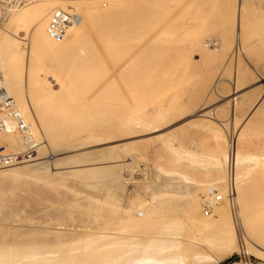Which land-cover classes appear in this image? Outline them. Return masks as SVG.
Instances as JSON below:
<instances>
[{
	"label": "bare ground",
	"instance_id": "1",
	"mask_svg": "<svg viewBox=\"0 0 264 264\" xmlns=\"http://www.w3.org/2000/svg\"><path fill=\"white\" fill-rule=\"evenodd\" d=\"M7 1L9 3L6 10L8 17H3L4 12L0 10V77L3 79L0 84L5 87L7 96L14 100L16 109L25 117L32 131L34 142L38 145V154L19 164L0 168V207H9L13 188L17 190V187L24 188V185H27L25 187L29 191L25 190L29 194L31 193L30 196L37 199L41 195L43 196L38 201L44 199L47 201L46 203L49 202L50 208L55 205H57L56 208L58 205H64L69 208V214H74L67 215L68 211L66 210L68 209L61 206L66 209H63L66 211V213L64 212L65 218L64 214L61 215V218L56 212V216L47 217L48 220L44 219L41 223L38 221V226H34V229L29 228L23 233L18 231L21 227L17 229L6 223L4 226H0V264H220L235 251L234 247L243 250L251 247V252L264 261V97L261 96L264 94V83L254 87H257V91L253 88V93H258V95L256 94L257 99L249 89L248 92L246 90L247 93H243L248 84L264 80V72L255 75L254 70L252 74L243 69L242 59L233 73L232 71L231 74L225 73V76L230 75V78L226 82H219L223 95L227 93L224 91H230V94L228 93L225 97H232L243 91V94L227 102L232 107V113L234 110L238 118H240V114L243 116L241 111L248 112V116H245L246 122L244 125L241 124L234 142L233 138L230 139V135L225 133L226 131L220 123L213 122L214 126H212L206 119L197 118L189 121L187 125L181 126L182 128L178 130H183L182 134L185 132L186 134H184L189 135L188 137H196V139L200 137L201 141L195 140L201 142L200 146L203 148L208 142L210 145L206 146L205 150L200 148L205 152H193L194 150L190 151V148V150L185 149L187 151H184L182 148L174 146L173 143L178 140L171 141L174 134L171 136L172 139L167 134L165 136L158 134L154 136L155 138H146L145 141L141 139L140 143H132L131 140L130 143H116L119 146L113 145L110 149L105 147L104 149H109L108 152L101 148L98 153L96 152V157L93 155L96 153L91 151V153L85 151L71 156L67 155L69 157L64 159L56 157L60 152L67 150L72 152L88 147V145L103 144L120 138L131 139L140 134L157 132L161 127L169 126L171 122L176 119L180 120L185 115L198 116L199 113H204L201 116L205 117L209 113L214 114L207 109L211 99L213 100L215 97L210 95L206 97L208 93H205L211 88L207 76L214 72L211 70V73L207 74L203 70L208 64L213 63V61L210 63L211 59H215L216 64L221 57V60L224 61L223 57L229 53V47L233 45L230 43L233 37L239 39V53L246 51L247 55L248 52L250 55L252 54L251 57L248 56L249 58L254 56L257 58H255L256 61L260 60L261 62L262 60L264 69V0H209L206 9L194 10L187 9L194 6L195 0ZM58 13H60V18H57ZM76 13L80 15V21L66 24L64 37L60 41L56 40L52 36L53 26L57 22H61L62 19L72 20V16ZM213 30H217V32ZM211 32H214V35L220 33V37L213 38ZM225 50L226 53H223ZM196 54L199 56L198 60L194 59ZM217 56H219L218 59ZM255 59L253 58L254 64L256 63ZM207 60H209L207 64H204ZM260 62L259 66H261ZM229 63L228 65L231 66L232 62ZM216 64H214L215 67ZM200 67L205 68L199 70ZM208 69L206 70L208 71ZM227 71L229 72L230 69ZM223 109H219L217 116L226 119L225 127L229 128L227 123H229L231 113L227 112L225 108ZM236 121L237 129L241 122L237 119ZM7 128L11 131L7 132L6 130L0 133V146H6L7 150L12 151L13 154L23 152L26 146L15 124L9 123ZM178 130H176L177 133ZM184 134L183 136H185ZM251 134L253 135L251 136ZM247 135L251 138H254L255 135L258 138H254V141L252 138L251 141L250 137L246 139ZM177 138L175 136V139ZM255 139L259 141L257 142ZM150 142H157L156 144H161L160 147L163 145L164 149L166 148L165 152L167 153H164V158L166 157L165 162L168 166L166 163L167 168L159 165L160 171L165 174L167 172L176 173L182 181L189 182L186 185L183 184L185 188L188 186L186 191L182 186L186 195V198L184 197L186 199V208L184 207V209L186 210L177 208L181 210L177 213L185 214L187 212L182 211L189 210L192 216L185 218L188 216L186 215L184 218L189 222L193 219L201 221V224L198 223L200 226L204 223L202 221V217H204L205 224L211 228V232L207 233V236L205 234L204 238L192 237L191 233L194 231H188L190 233L188 238L181 235L182 232L180 233L179 229L180 227L184 229V220L181 222L180 219L173 218L172 214L170 216V213L165 214L166 220L163 219V216L160 217L161 215L157 216L159 222L161 219V225L162 221L166 223L168 218H171H169L170 221L168 220L169 223L165 226L163 223L164 227L161 226L164 230L172 229L171 232L166 231L162 234L160 232L156 233L157 235L152 233V235L150 229L148 230L151 227L149 225L152 224H148L152 218L150 214H157L158 207L162 205L152 203V205L156 204V207L152 209L143 207L142 203L145 202L146 197L143 198L144 201L142 199L143 202H139L141 197L138 201V196L136 198L134 195V199L127 207H121L122 202L117 198L121 195L117 196L118 192L116 193L114 190L116 187V189L121 187L120 184L129 181L134 180L137 184L138 182L142 183L136 179L138 175H136L135 169L137 167L135 168L133 165L135 157H139L136 156L139 154L138 150L143 153L141 149H136V145L146 146ZM217 147H219V151H217ZM148 149L150 150V148ZM200 149L198 148V150ZM145 152L147 153V151ZM159 156L161 157V154ZM42 159L47 160L38 161ZM131 159L133 162H127ZM102 162L117 164L116 167L114 164L113 167L106 165L88 168L76 167L72 170L68 168L69 171L55 174L50 173L49 170L51 164L55 165L53 166L55 169H65V166L72 167L74 165L75 168V166ZM20 164L24 165L18 166ZM155 166L157 167V165ZM118 167L124 174V177L122 176L120 179L124 182L121 181L122 183L119 184L120 180L117 178L119 187L110 183L115 187H113V191L108 190L110 188L101 189L103 192L98 194L102 195V198L99 197L97 201L94 195L98 194H94L95 191L92 193V201L89 200L92 196L90 192L87 193L89 190L85 191L86 194L81 191V198L79 197L80 193L76 191L77 197L72 196L74 198L72 201L63 196L68 193L70 195V192L75 189L74 185L72 189L67 187L69 176L83 178V180L87 178L88 180L107 175L113 179L115 178L113 175L121 176ZM173 176L176 177V175ZM24 179L26 181L23 182ZM112 179L110 181H113ZM70 183L73 182L70 181ZM181 185L177 184L175 188L179 186L180 189ZM62 186L68 188L65 190L67 194L63 191H58L56 194L54 191L59 190L60 187L62 189ZM88 186L93 188L94 185L88 184ZM91 187L90 189H92ZM95 188L97 185L93 189ZM53 193L55 196H52ZM157 193L152 194V200H160ZM176 193L178 194V192ZM180 193L183 194V192ZM32 194H36V196ZM72 194L74 195L73 192ZM83 194L88 196V200H86L87 197L84 195L86 202L91 201L89 202L91 204L94 199L93 204L96 206L93 204L90 206L88 203L85 205V200L82 199L84 198ZM56 195H60L62 198L60 199ZM139 195L141 196V194ZM171 197L169 196L172 200L174 197ZM76 198H80L81 203L79 199L77 202ZM75 199L76 202H74ZM120 199L122 200L121 197ZM169 202L172 204L173 201ZM179 202L178 204H180ZM174 203L176 201L173 202V205H176ZM205 203L211 205L210 211L205 209ZM74 207L78 208L74 209ZM174 208L176 207L174 206ZM13 209L15 208L13 207ZM202 210L204 211L202 212ZM77 211L79 214L76 213ZM81 211L82 214H80ZM205 211L211 215L206 213L208 216L205 217ZM119 212L121 214L116 219L113 214H117L118 217ZM44 213L42 211V214ZM10 214L5 218L8 219ZM52 214L54 213L52 212ZM76 214L81 216L88 214L93 218L96 214L100 217L99 219L95 216L97 221L102 219V222H97L94 219L93 223V218H89L88 221L84 218V223H80L76 219L77 216L74 217L75 219L73 218ZM199 216L202 217L199 218ZM80 217L77 218L80 219ZM12 218L9 220L14 219ZM72 219H74L73 222ZM140 219H143L142 222L144 219L148 220V222L146 220L144 222H147V226H149L145 230L146 232L150 231L149 235H141L143 231H140V234L138 230L136 233L132 232L129 229L131 224L128 227L125 225L128 222H132V225L135 222L136 225V221L139 222ZM5 220L3 221L5 222ZM75 220L76 222H74ZM156 220L153 216L151 222ZM195 220L191 222L199 226ZM142 222L140 220L139 223ZM237 223L243 227L246 235L243 246L238 245L235 238L238 236L236 235ZM155 224L156 222L152 226L154 227ZM194 224L191 226L194 227ZM161 227L159 228L162 229ZM24 228L26 227L24 226ZM135 228L138 229V227ZM156 230L155 232H157ZM11 234H13V239H8ZM200 244H204L202 245L204 247L206 245L208 249L203 247V251V248L199 247ZM190 252L193 254L191 255Z\"/></svg>",
	"mask_w": 264,
	"mask_h": 264
},
{
	"label": "rangeland",
	"instance_id": "2",
	"mask_svg": "<svg viewBox=\"0 0 264 264\" xmlns=\"http://www.w3.org/2000/svg\"><path fill=\"white\" fill-rule=\"evenodd\" d=\"M218 1V0H217ZM208 2H209V0H195V2H194V6L192 7V8H188L187 10H194V9H206L207 8V4H208ZM182 7V6H181ZM180 7V8H181ZM182 10V9H181ZM235 21H236V19H234ZM214 31V30H213ZM216 32H217V30H215ZM214 31V32H215ZM219 31V30H218ZM213 32V33H214ZM212 33V32H211ZM212 33V34H213ZM211 34V35H212ZM218 34V35H217ZM215 33V35H216V37H215V35L213 36L212 35V37L213 38H218L217 36H219L220 35V33ZM220 37V36H219ZM235 40H234V39ZM231 40H232V42H230V43H233V45L232 46H230L229 47V50L231 51H229L228 49V56H227V58H226V56L225 57H223V60L224 61H222L221 59H222V57L221 58H219V56H217V59H218V64H216L217 63V61H215V59L213 60V59H211V62L210 63H212V61H213V66H212V64L211 65H207L208 67H211V68H209L208 69V67L206 66V69H208V71L206 70V69H204L203 67H200V69L199 70H201V69H204L203 71H206L207 72V74H209V73H211V72H214V73H212V74H214V75H212V74H209L210 76H207V74L205 75V77L207 76V78L209 79V81H210V83H209V85L211 84V88H210V90H208V92H206L205 91V93H208V95H206L205 93V95H206V97L207 96H213V97H215V98H213V100L211 99V103H212V101H213V104H209V108L207 109L208 111L209 110H211L214 114H212V113H209L207 116H201L202 114H204V113H199L198 114V116H191V115H185V117H181L180 118V120L179 119H176V120H174L173 122H171L170 124H169V126H163V127H161L160 128V130H158L157 132H151V133H148V134H140V135H138V136H135V137H133V138H124V139H117V140H113V141H108V142H104L103 144H96V145H88V147H84V148H80V149H78V150H74V151H64V152H60V154H58L56 157L57 158H60V159H64V158H68L69 156H67V155H73V154H78L79 152L80 153H82V152H85V151H88V152H93V153H98V151H100L99 149H101V148H109L110 149V147L112 146L113 147V145H118L119 146V144L120 143H122L123 144V142L124 143H130L131 142V140H132V143L133 142H141V139H143L144 141H145V139L146 138H148V139H150L151 137L152 138H155L154 136H157L158 134H162V135H169V137H170V139H172L171 141H177V142H174L173 144H175L174 146L175 147H177V148H182L184 151H187V150H190V151H193V152H205V151H203V150H201L203 147H201L200 145H201V142H198V141H196L197 139H198V137H197V139H196V137H188L189 135H185L186 133L185 132H183V134L185 135V136H183V134H182V131L183 130H178V129H180V128H182L184 125H187L188 124V122L189 121H193V119L194 120H196L197 118L198 119H206L207 121H209V124H211L212 126H214L213 125V122H217V123H220L221 124V127H223L224 129H225V133H227V134H229L230 135V139H232L233 138V142H234V139L236 138V136H237V133H238V131H239V128L242 126V125H244L245 124V116L247 115L248 116V112L247 111H245V110H243V111H241V113L243 112V116H241V114H240V118H238V115L236 114V112H234V110H233V113H232V107L231 106H229L230 104H227V102L229 101V100H232L234 97H237V96H240L241 94H243V93H247L248 92V89L250 90V91H252L251 93H253V90L255 89L256 90V88H254L255 86H259V85H261L262 83H264V80H262L261 82H253V83H251L250 85L248 84V86L246 87V89L245 90H243L242 92H240V94H234L232 97H225V95H227L228 93L230 94V91H224L226 94L225 95H223L224 93H223V90H222V88H220V87H222L221 86V84L220 83H222V82H226L230 77V75L228 76V75H226L225 76V73H229V74H231L230 72L232 71V73L236 70V68H237V64L240 62V59H242L241 60V63L242 64H244V65H242V68L243 69H245V70H247V71H250L251 73L253 72V70H254V74L255 75H257V74H261L262 72H264L263 70V66H262V60H261V62H260V60L258 61H256V57H254L253 56V58L255 59V64H254V60H253V58H249V57H251L252 56V54L250 55V53L248 52V55L246 54V51L243 53V52H241V53H239L240 52V48H239V45H238V40H237V38L236 37H233ZM221 39V38H220ZM218 43H220V42H218ZM232 48V49H231ZM223 53H226V50L223 52ZM239 54H241L240 56H241V58H240V56H239ZM222 55V54H221ZM250 55V56H249ZM249 56V57H248ZM247 57V58H246ZM226 58V59H225ZM194 59L195 60H198L199 59V56H198V54H196L195 55V57H194ZM246 59V60H245ZM252 59V60H251ZM221 60V61H220ZM232 60V61H231ZM209 60H207L204 64H207V62H208ZM220 62H222V64H220ZM224 62V63H223ZM229 62H232L231 63V66H229L228 64H230ZM253 62V63H252ZM261 63V66H259L260 64H258V63ZM251 63V64H250ZM264 63V62H263ZM214 64H216L217 66L215 67V65ZM247 64H248V66L250 65V67H248L247 66ZM252 64H254V65H252ZM233 65V66H232ZM204 66V65H203ZM228 66V67H227ZM246 66V67H245ZM256 66V67H255ZM218 68V69H214V68ZM221 67V69L219 70V68ZM224 67V68H223ZM227 67V68H226ZM229 67H232V68H229ZM261 67V68H260ZM214 70H213V69ZM226 68V69H225ZM252 68V69H251ZM230 69V71L228 72L227 70H229ZM212 70V71H211ZM217 70H219V73H218V75H216L217 74ZM225 70V71H224ZM257 70V71H256ZM203 71H201V72H203ZM211 71V72H210ZM200 73V72H199ZM250 73V74H251ZM252 73V74H253ZM223 74H224V76H223ZM216 75V76H215ZM223 76V77H222ZM212 79H210V78ZM213 77H214V79H213ZM216 78V79H215ZM223 79V80H222ZM220 82V83H219ZM213 83V84H212ZM260 83V84H259ZM55 84V83H54ZM255 84V85H254ZM220 85V86H219ZM231 85L234 87V85H233V83L231 82ZM206 86H208V85H206ZM253 86V87H252ZM213 87V88H212ZM232 87V88H233ZM208 88V89H209ZM252 88V89H251ZM254 88V89H253ZM206 90H207V88H206ZM246 90H247V92H246ZM211 91V92H210ZM257 91V90H256ZM256 91H254V92H256ZM216 92V93H215ZM222 92V93H221ZM215 94H217L216 96H218L219 97V100H218V97H216L215 96ZM223 96H222V95ZM254 94V93H253ZM252 94V95H253ZM256 94L258 95V93H255L254 95L256 96ZM254 95H253V98H255L254 97ZM264 94H262L261 96L262 97H264L263 96ZM206 97H204L203 96V98H206ZM256 99H257V96H256ZM216 100V101H215ZM218 100V101H217ZM186 103L188 102V101H185ZM185 103V104H186ZM189 103V102H188ZM190 104V103H189ZM222 104V105H221ZM226 104V105H225ZM224 105H225V107H224ZM228 106H229V108H228ZM227 107V108H226ZM222 109V110H224L223 108H225L226 109V111L227 112H229V113H231L230 115H229V123H227V124H229V128H226L225 126H226V123L225 122H227L226 121V119H222V118H220L219 116H217V112L219 111V109ZM217 109V110H216ZM230 109V110H229ZM226 112V113H227ZM247 112V113H246ZM246 113V114H245ZM211 114V115H210ZM245 114V115H244ZM189 117V118H188ZM217 117V118H216ZM243 117V118H242ZM214 118H216V119H214ZM219 118V119H218ZM247 118V117H246ZM218 119V120H217ZM221 119V120H220ZM236 119L237 120H240V126H238L237 127V129H236V127H235V121H236ZM213 120V121H212ZM216 120V121H215ZM222 120H225V121H222ZM242 120V121H241ZM231 122V123H230ZM237 122V121H236ZM243 122V123H242ZM231 124V125H230ZM242 124V125H241ZM168 125V124H167ZM223 125V126H222ZM182 126V127H181ZM165 127V128H164ZM176 128V129H175ZM171 130V131H170ZM172 130H173V132H175V133H173L172 132ZM176 130H178V133H177V131ZM186 130V129H185ZM184 130V131H185ZM188 130V129H187ZM160 131V132H159ZM189 131V130H188ZM236 131V132H235ZM172 133V134H171ZM176 137H178L177 139H175V136ZM173 135V136H172ZM253 134H251V136H252ZM141 136H143V137H141ZM171 136H172V138H171ZM185 137V138H184ZM250 136L249 135H247L246 136V139L247 138H249ZM182 138V139H181ZM189 138H191V139H189ZM193 138V139H192ZM253 138V137H252ZM251 137L249 138L250 140L252 139ZM254 138H258L257 136L255 137V135H254ZM254 138H253V141H254ZM138 139V140H137ZM140 139V140H139ZM175 139V140H174ZM196 139V140H195ZM133 140H135V141H133ZM142 140V141H143ZM182 140H183V144H182ZM189 140V141H188ZM195 140V141H194ZM199 141H201V138L199 137V139H198ZM259 140H260V138H259ZM258 140V141H259ZM252 141V140H251ZM255 141H257V139H255ZM257 141V142H258ZM261 141V140H260ZM186 142V143H185ZM189 142V143H188ZM207 142V141H206ZM216 142V141H215ZM116 143H119V144H116ZM138 143V144H139ZM143 143V142H142ZM147 143V142H146ZM157 142H150V143H148V145L146 144V148L144 149V146L142 145V144H140V147H139V145H136L137 146V148L136 149H141L142 151H143V153L140 151V150H138V153H137V151H136V154H138V155H136L138 158H136L135 157V163L136 162H138V163H134L133 161H132V159L131 160H128L127 162H133V165L135 166V173H136V175H138L137 176V178L136 179H138L139 181H142V183L141 182H138V184L133 180V181H129L128 183H122V182H124V181H122V180H120L121 178H122V176L124 177V174L119 170V167L117 168L118 170H119V172H121L120 174H121V176L119 177H116L117 175H113V176H115V178H113L112 179V177H110V176H107V175H103V177H105V178H101V177H93V179H88L87 180V178H85V180H83V178H75V177H73V176H69V179H68V185H67V187H69V189H72V187H73V185H74V188L75 189H79V190H75L74 188V190L72 191L73 193H74V195L72 194V192H70V195H68L67 193H66V188L67 187H63L62 186V189H61V187H60V189L59 190H57V191H54L55 193L57 192L58 193V191H60V192H64V193H66L67 195H65V194H63V196L65 197V199H68V198H70V199H68V200H73L74 198H75V196L78 194V193H80V195H79V197L81 196V194H82V192L83 193H85V191L87 192L88 190V192L87 193H91L90 195H92V196H90V199L89 200H91L92 201V198L91 197H93V194L92 193H94L93 191H95V193L94 194H101V192H103L102 190H104V189H106V188H110V189H108V190H114V186H112L111 184L113 183V185H116V186H120L121 185V187L123 186V188H121V187H119L118 189H119V191H118V189H116L115 188V190H114V192H118L116 195L117 196H120L121 198H122V200L120 199V197H117L118 199H119V201H121L122 202V204H121V202H119L122 206L121 207H123V206H125V207H127V205H129L131 202L130 201H132V199H134V197H136L137 198V196H138V201L140 200L139 198L141 197V201H139V202H143L145 199V202L144 203H142V205L144 204V206L143 207H147L148 209L150 208V209H152L153 207H156V204L157 205H162L161 207H162V209H161V207L159 206L158 207V209L157 210H159V212L156 214V213H153V215H151L150 214V217L152 216V218H151V220H149V222L150 223H148V224H151V225H149V226H151V227H149V226H147L148 224H147V222H148V220H146V219H144V221L146 220L147 222H142V220L143 219H140L141 220V222L142 223H139L140 222V220H139V222L138 221H136V225H135V222H133V225H132V222H128L127 224H125V225H127L126 227H128V225L129 224H131V226L129 225V229L130 230H132V232L134 231L135 233L137 232V230H138V233H140V231H143V232H141L140 234L141 235H149L148 234V232H150L151 231V234L153 233V234H155V235H157V234H159L160 232V234H162V233H166V231L168 232V233H170L171 232V230L169 229V230H164L163 229V227L167 224V223H169V221H170V219L168 218V220H167V222L166 223H164L163 221H162V225L160 224V222H161V219H160V222H159V217L158 216H160V217H162L163 216V219H165L166 220V215L167 214H169L170 216H171V214H172V216H174L173 218H177L178 220L180 219V221L182 222L183 220V223H185V226H184V224L182 223V225L184 226V229L182 228V227H180V229H179V231H180V233H181V235H185L186 237L187 236H189L190 235V233L189 232H193V233H191V235H192V237H194V238H199V239H201V237H203L205 234H206V236L211 232V228L210 227H208L206 224H205V220H203V218L204 217H202L203 216V213L201 214L202 216V221L204 222L201 226L199 225V224H201L200 222H198L197 220H195V219H193V220H190V222L192 221V222H194V220H195V223L197 224V225H199V226H196L194 223H190L188 220H186L185 218H188V217H190V216H192L191 215V213L189 212V210L188 211H184V210H186V209H184V207L186 208V195L184 194L185 192H184V189H185V191L188 189V186H186V188L183 186V184L184 185H186V184H188L189 182H187V181H185V183H184V181H182L181 180V178H179L180 176L178 175V174H176V173H164V172H162V171H160V169H159V165H161V166H165V168H167L166 167V162H165V158H164V153H167V152H165V149H164V147H163V145L160 147V145H158V144H156ZM159 143V142H158ZM177 143V144H176ZM193 144V145H192ZM203 145L205 144V143H202ZM215 145L217 144V143H214ZM110 145V146H109ZM154 145V146H153ZM157 145V146H156ZM177 145V146H176ZM182 145H184L183 147H182ZM190 145H191V147H190ZM208 145H210V144H208V142H207V145L206 146H208ZM141 146H142V148H141ZM151 146V147H150ZM153 146V147H152ZM193 146V147H192ZM200 146V147H199ZM205 146V148H207ZM163 147V149H161ZM188 147V148H187ZM148 148H150V150L148 149ZM190 148V149H189ZM196 148V149H195ZM198 148L200 149V150H198ZM205 148H203L204 150H205ZM218 148L219 147H217V151H219L218 150ZM109 149H104L105 150V152H108L109 151ZM117 149V148H116ZM147 149V150H146ZM156 149V150H155ZM185 149H187V150H185ZM208 149H209V147H208ZM153 150V151H152ZM207 150V149H206ZM209 150H211V149H209ZM76 151V152H75ZM145 151H147V153L145 152ZM149 151V152H148ZM161 151H163V152H161ZM90 152V153H91ZM151 152V153H150ZM154 152V153H153ZM97 153L96 154H93L94 156L96 155L97 156ZM207 153V152H206ZM210 153V152H209ZM154 154H156V155H154ZM158 154V155H157ZM161 154V157L159 156ZM141 155V156H140ZM145 155V156H144ZM67 156V157H66ZM95 156V157H96ZM38 157H39V155H38ZM55 157V158H56ZM62 157V158H61ZM143 159H142V158ZM147 157V158H146ZM153 158V159H152ZM155 158V159H154ZM137 159H139V160H137ZM152 159V160H151ZM157 159V160H156ZM163 159V160H162ZM43 160H47V159H42V160H38L39 162H41V161H43ZM160 160V161H159ZM38 161H36V162H38ZM50 161V160H49ZM154 161V162H153ZM34 163H35V161H33ZM33 162H31V163H33ZM121 162H124V161H121ZM157 162V163H156ZM30 163V162H29ZM52 163V162H51ZM152 163V164H151ZM160 163V164H159ZM166 163V164H165ZM27 164V163H26ZM49 164V163H48ZM93 163H89L88 165H84V166H75V168L73 167L74 165H72V167H70V166H65L66 168L64 169V168H62V169H55V168H53V166H55V165H53V164H49L48 166H49V170H50V173H52V174H55V173H57V172H64V171H69L70 169L72 170V169H76V167L78 168H88V167H93V166H111L112 165V167L114 166V164H115V167H116V164L117 163H114V162H102V163H99V164H93ZM119 164H124V163H119ZM145 164V165H144ZM21 165H24V164H20V165H18V166H21ZM46 165V164H45ZM155 165H157V167L155 166ZM167 166H168V164H167ZM68 168H70V169H68ZM169 168H171L170 166H169ZM147 169V170H146ZM141 170V171H140ZM159 171V172H157V171ZM147 173V174H145V173ZM158 173H159V176H158ZM117 174H119V173H117ZM142 174V175H141ZM157 174V175H156ZM163 174V175H162ZM169 174V175H168ZM135 175V176H136ZM140 175V176H139ZM144 175V176H143ZM152 175V176H151ZM173 175H176V177L175 176H173ZM179 177H178V176ZM106 176H107V178H106ZM147 176H148V178H147ZM167 176V177H166ZM70 177H72V178H70ZM147 179H145V178ZM165 177V178H164ZM117 178L120 180V182H119V184L120 183H122V184H118L117 183ZM144 178V179H143ZM157 178V179H156ZM159 178V179H158ZM77 181H76V180ZM113 180V181H110V180ZM143 179V180H142ZM91 180V181H90ZM96 180V181H95ZM103 180V181H102ZM169 180H170V183H169ZM180 181V183H179V181ZM24 181H26L25 179L23 180V182ZM70 181L71 182H73V183H70ZM102 181V182H101ZM110 181V182H109ZM122 181V182H121ZM147 181V182H146ZM174 181H176V182H174ZM79 182V183H78ZM81 182V183H80ZM87 182V183H86ZM94 182V183H93ZM99 182V183H98ZM115 182V183H114ZM133 182H134V185H133ZM39 183H41V182H39ZM77 183V184H76ZM86 183L87 184V186H88V184L90 185V184H93L94 186H96L97 185V188H95V189H93L94 188V186H93V188L92 189H90V187L88 186H86V184L84 185V184ZM107 183H109V184H107ZM111 183V184H110ZM141 183V184H140ZM153 183V184H152ZM42 184H43V182H42ZM70 184V185H69ZM77 185V188H76V185ZM81 184V185H80ZM83 184V185H82ZM125 184V185H124ZM174 184V185H173ZM177 184H179V185H181L180 186V189H182V190H180L179 189V186H177L176 188H175V186L177 185ZM103 185V186H102ZM109 185H110V187H109ZM157 185V186H156ZM164 186V187H162V186ZM167 185H169V186H167ZM172 185V186H171ZM25 186H27V185H24V188L23 187H17V190L15 189V188H13V190L12 191H15L14 193L11 191V196H12V199H11V203H10V205H8L9 207H7V206H2V207H0V226H4V224L6 223L8 226H11V227H15V228H17V229H19L20 227V229L18 230V231H20V232H24V231H26L27 229H31V228H35L34 226H38L39 224V222L38 221H40V223H41V221L42 220H44V219H46V220H48V218H50V216H53V215H55L56 216V212H57V214H58V216H63V214H64V218H65V213H66V211H68V213H66L67 215L69 214V208H67L66 206H64V205H61V206H64L65 208H67L68 210H66L64 207H62L61 208V206H59L58 205V209L56 208V206L57 205H55L54 207H51L50 208V205L48 204V203H46L47 201H45L44 199H43V201L42 200H39L38 201V199H40V197L42 198L43 196L41 195L40 196V194H39V198L37 199V198H35V197H32V196H30L31 195V193L29 194L28 193V191H29V189H27ZM82 186V187H81ZM87 187V190H85L86 189V187ZM137 186H139V187H137ZM148 186V187H147ZM156 186V187H155ZM161 186V187H160ZM184 187V189H183V187ZM79 187V188H78ZM112 187V188H111ZM114 187V188H113ZM182 187V188H181ZM64 188V189H63ZM82 188H84L83 190H82ZM141 188V189H140ZM143 188V189H142ZM158 188V189H157ZM15 189V190H14ZM25 189H27V190H25ZM68 189V188H67ZM102 189V190H101ZM123 191H122V190ZM160 189H163V190H160ZM168 190V191H164V190ZM170 189V190H169ZM50 190H52V189H50ZM107 190V191H108ZM134 190H136V191H134ZM151 190H153V191H151ZM156 190V192H154ZM158 190V191H157ZM175 190H177L176 192H178V194L176 193V192H174ZM179 190V191H178ZM68 192H69V190H67ZM71 191V190H70ZM78 193H77V192ZM82 191V192H81ZM122 191V192H121ZM134 191V192H133ZM142 191V192H141ZM146 191H148V192H146ZM165 193H164V192ZM173 193H172V192ZM51 192V191H50ZM53 192V191H52ZM59 192V193H60ZM155 194V193H157V195H159L160 196V200H155V199H151L152 198V194L153 193ZM180 192H183V194H181ZM28 193V194H27ZM55 193H53V195L52 196H55L54 194ZM56 193V194H57ZM75 193H77V194H75ZM105 193H106V191H105ZM137 193V194H136ZM141 194V196L139 195V194ZM149 193V194H148ZM151 193V194H150ZM162 193V194H161ZM170 193V194H169ZM72 194V195H71ZM86 194V193H85ZM85 194H83V197H84V195ZM96 194V195H97ZM97 195V196H95L94 195V197H95V199H96V201L98 200V198L99 197H101L102 198V195L100 196V195ZM126 194V195H125ZM165 194V195H164ZM168 194V195H167ZM33 196H36V194L34 195V194H32ZM60 195H62V194H60ZM60 195H56L58 198H60ZM87 195H89V194H87ZM103 195H104V193H103ZM106 195V194H105ZM135 195V196H134ZM181 195V196H180ZM15 196V197H14ZM38 196V195H37ZM67 196V197H66ZM70 196V197H69ZM74 198H73V197ZM86 196V195H85ZM134 196V197H133ZM159 196H156V197H159ZM169 196H172V197H174V198H172V200L169 198ZM14 197V198H13ZM77 197V196H76ZM86 197H87V199H86ZM86 197H84V198H82V199H86V200H88V196H86ZM105 197V196H104ZM104 197H103V199H104ZM146 197V198H145ZM185 197V198H184ZM61 198H62V196H61ZM60 198V199H61ZM81 198V197H80ZM80 198H76L77 199V202H78V199H79V202L81 203V199ZM143 198H145V199H143ZM179 198V199H178ZM37 199V200H36ZM76 199H75V201L74 202H76ZM127 199H129L128 201H127ZM131 199V200H130ZM142 199H143V201H142ZM158 199V198H157ZM169 199V200H168ZM178 199V200H177ZM86 200H85V202H84V204L85 203H88V205H92L93 204V202H94V199H93V202L90 204L89 202H91V201H87L86 202ZM147 200H148V202H147ZM162 200V201H161ZM182 200V201H181ZM13 201V202H12ZM45 201V202H44ZM95 201V202H96ZM99 201H101V199H99ZM118 201V200H117ZM158 203H157V202ZM160 201V202H159ZM169 201H176V203H174V204H176V205H173V202H172V204L169 202ZM180 201V202H179ZM102 202V201H101ZM125 202V203H124ZM129 202V203H128ZM150 202H151V204H150ZM178 202L180 203V204H178ZM183 202V203H182ZM82 203H83V200H82ZM96 203H100V202H96ZM138 203V202H137ZM152 203H156V204H153L152 205ZM12 204V205H11ZM14 204V205H13ZM42 204V205H41ZM147 204H148V206H147ZM177 204H178V206H177ZM41 205V206H40ZM85 205H87V204H85ZM94 206H96L95 204H93ZM151 205V206H150ZM165 205H167L168 207H170L169 209H168V207L167 206H165ZM183 206V207H181V206ZM18 208H17V207ZM39 206V207H38ZM47 208H46V207ZM77 206H78V204H77ZM174 206L176 207V208H174ZM180 206V207H179ZM11 207H12V209H11ZM13 207L15 208V209H13ZM36 207V208H35ZM61 209H60V208ZM163 207L165 208L164 210H166L165 212H164V210H163ZM167 207V208H166ZM6 208V209H5ZM34 208V209H33ZM41 208V209H40ZM78 208V207H77ZM76 207H74V209H77ZM161 210H160V209ZM177 208H179V209H181L182 210V208L184 209L182 212H187V213H177V212H180L181 210H179V209H177ZM4 209V210H3ZM10 209H11V212H9L10 211ZM45 209V210H44ZM49 209V210H48ZM51 209V210H50ZM53 209H55V210H53ZM63 209H65L66 211H63ZM172 209V210H171ZM8 210V211H7ZM13 210H14V213L12 214V212H13ZM17 210V211H16ZM32 210V211H31ZM49 212V214H47L48 212ZM57 210H60V211H57ZM170 210V211H169ZM6 211H7V213H6ZM42 211H43V213L44 214H42ZM62 211H63V213H62ZM78 211H80V210H78ZM78 211L76 212L77 214H79L78 213ZM163 211V212H162ZM169 211V212H168ZM172 211V212H171ZM175 211V212H174ZM204 210H202V212H203ZM11 213L9 216V218L11 219V217H13L12 219L13 220H9V218L7 219V218H5L9 213ZM52 212L54 213V214H52ZM60 212H61V214H60ZM65 212V213H64ZM75 212V211H74ZM166 212H168V213H166ZM84 213V212H83ZM160 213V214H159ZM206 213L208 214V212H204V216L205 217H207L208 215H211V213H209L207 216H206ZM5 214V215H4ZM39 214V215H38ZM60 214V215H59ZM71 214H74V213H71ZM71 214H69V215H71ZM74 215L73 216V218L74 217H80L81 215ZM80 214H82V211H81V213ZM121 213L119 212V214H118V217H117V214H113L114 215V217H116V219H118L119 218V215H120ZM166 214V215H165ZM175 214V215H174ZM178 214V215H177ZM214 214V213H213ZM12 215V216H11ZM14 215H15V217H14ZM41 215H44V216H41ZM66 215V218L68 217ZM86 217H88V218H86ZM112 215V214H111ZM116 215V216H115ZM158 215V216H157ZM168 215V216H169ZM186 215H188V216H186ZM39 216V217H38ZM46 216V217H45ZM62 216H61V218H62ZM84 216V217H83ZM83 216H81L80 217V219H78L77 217H76V219L78 220V221H80V223L82 222V223H84V218L85 219H87L86 221H88V219L89 218H93V216H89L88 214H83ZM95 216H96V214L94 215V218H93V223L95 222V221H97V219L96 218H99L100 219V217H98V216H96V218H95ZM153 216H154V218L155 219H157L155 222H156V224L155 225H157V226H155L154 225V227L152 226L153 225V223H155V222H151L152 221V219H153ZM156 216V217H155ZM167 216V217H168ZM186 216V217H185ZM22 217V218H21ZM44 217V218H43ZM48 217V218H47ZM113 217V218H114ZM158 217V218H157ZM165 217V218H164ZM182 217V218H181ZM185 217V218H184ZM200 216H199V218H201ZM37 218V219H36ZM40 218V219H39ZM43 218V219H42ZM184 218V219H183ZM4 219H6L5 220V222L3 221ZM19 219V220H18ZM75 219V218H74ZM74 219H72L71 221L73 222V220ZM81 219H83V220H81ZM94 219H95V221H94ZM191 219V218H190ZM232 219V218H231ZM19 222H18V221ZM164 220V221H165ZM186 220V221H185ZM201 220V219H200ZM233 220V219H232ZM9 221V222H8ZM14 221V222H13ZM26 221V223H24ZM99 222H102V219L101 220H98ZM97 221V222H98ZM188 221V222H187ZM30 222V223H29ZM35 222V223H34ZM74 222H76V220L74 221ZM159 222V223H158ZM233 222H234V220H233ZM236 222H237V220H236ZM23 223V224H22ZM32 223V224H31ZM77 223H79V222H77ZM146 223V224H145ZM163 223H164V226H163ZM199 223V224H198ZM76 224V223H75ZM142 225L141 227H142V229H141V227H140V225ZM159 224V225H158ZM191 224H192V226H193V224H194V227H192L191 226ZM6 225V226H7ZM23 225V226H22ZM41 225V224H40ZM124 225V226H125ZM134 225H135V227H138V229L137 228H135L134 227ZM186 225H188V226H186ZM17 226V227H16ZM24 226L26 227V228H24ZM147 226V227H146ZM161 226H163V227H161ZM190 226V227H189ZM134 227V228H133ZM149 227V228H148ZM156 227V228H155ZM159 227H161L163 230H164V232H162L163 230L162 229H160ZM188 227V228H187ZM22 228H23V230H22ZM133 228V229H132ZM147 228H148V230L150 229V231H145V230H147ZM157 231V232H155V230ZM190 228V229H189ZM194 228V229H193ZM203 228V229H202ZM25 229V230H24ZM141 229V230H140ZM183 231H182V230ZM193 229V230H192ZM197 229V230H196ZM129 230V231H130ZM236 230H237V234L236 235H238V236H236L235 238H236V241H237V244L238 245H244L245 244V241H246V235H245V233H244V231H243V227L240 225V224H236ZM152 231H154V232H152ZM178 231V230H177ZM189 231V232H188ZM144 233V234H143ZM145 233H147V234H145ZM157 233V234H156ZM208 233V234H207ZM152 234V235H153ZM188 234V235H187ZM195 235V236H194ZM11 237H9L8 239H13L12 237H13V234H11L10 235ZM185 236H182V237H184V238H186ZM205 237V236H204ZM203 237V238H204ZM188 238V237H187ZM202 242V241H201ZM201 245V244H200ZM199 245V247L200 248H203L204 246H202V245H204V244H202L201 246ZM206 247V248H205ZM205 249L207 250L208 248H207V246L205 245ZM199 248V249H200ZM204 248H203V251H204ZM233 250H235V251H233ZM232 251H233V253H231V254H229L227 257H226V259H224V261L225 260H227V259H229V258H232L233 257V260H232V264L233 263H243V264H264V261H262V260H260L259 258H257L255 255H254V253L253 252H251V247H247V248H245L244 250L243 249H239V247H234V249H233ZM208 251H210V250H208ZM231 251V252H232ZM188 253V252H187ZM191 253V255L193 254V252H190ZM189 253V254H190ZM188 256V255H187ZM189 257L191 258V256L189 255ZM249 258H250V260H249ZM230 263V264H231Z\"/></svg>",
	"mask_w": 264,
	"mask_h": 264
},
{
	"label": "built area",
	"instance_id": "3",
	"mask_svg": "<svg viewBox=\"0 0 264 264\" xmlns=\"http://www.w3.org/2000/svg\"><path fill=\"white\" fill-rule=\"evenodd\" d=\"M8 4L7 0H0V10L4 12L3 17H8V13H6ZM57 18H60V13L57 14ZM80 19V15L76 13L72 16V20L62 19L61 22H57L56 25L53 26L54 32L52 36L58 41L62 40L66 32V24L72 23L73 21L79 22ZM1 80L3 79L0 77V82ZM6 93L5 87L0 84V133L6 130L10 132L11 130L7 128L8 124L14 123L17 130L22 135L26 147L23 152L13 154L12 151L7 150L6 146H0V168L19 164L24 160L36 157L38 154V145L34 142L32 131L25 117L16 109L14 100L10 98V96H7ZM204 207L207 211L211 210V205L207 203H205Z\"/></svg>",
	"mask_w": 264,
	"mask_h": 264
},
{
	"label": "trees",
	"instance_id": "4",
	"mask_svg": "<svg viewBox=\"0 0 264 264\" xmlns=\"http://www.w3.org/2000/svg\"><path fill=\"white\" fill-rule=\"evenodd\" d=\"M232 260H233V257L221 262L220 264H230Z\"/></svg>",
	"mask_w": 264,
	"mask_h": 264
}]
</instances>
